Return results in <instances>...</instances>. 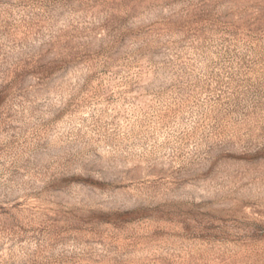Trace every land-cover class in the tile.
Wrapping results in <instances>:
<instances>
[{
  "label": "rangeland",
  "instance_id": "1",
  "mask_svg": "<svg viewBox=\"0 0 264 264\" xmlns=\"http://www.w3.org/2000/svg\"><path fill=\"white\" fill-rule=\"evenodd\" d=\"M0 264H264V0H0Z\"/></svg>",
  "mask_w": 264,
  "mask_h": 264
}]
</instances>
